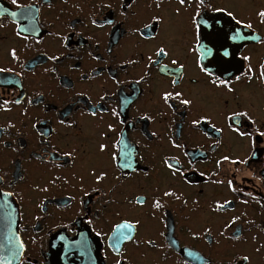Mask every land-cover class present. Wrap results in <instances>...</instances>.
Instances as JSON below:
<instances>
[{"label":"flooded vegetation","instance_id":"obj_1","mask_svg":"<svg viewBox=\"0 0 264 264\" xmlns=\"http://www.w3.org/2000/svg\"><path fill=\"white\" fill-rule=\"evenodd\" d=\"M261 10L264 0H0V188L19 209L18 264H232L244 255L243 264H264V136L255 132H264ZM197 13L205 31L213 15L229 35L239 30L225 59L240 66V81L231 68L217 71L215 49L201 55L193 35L212 45L191 31ZM159 47L167 55L157 56ZM216 76L234 92L211 84ZM164 91L182 97L166 104ZM229 110L255 123L225 119ZM223 155L230 160L218 167ZM165 160L178 161L179 172ZM168 190L175 196L164 197ZM126 223L132 228L117 229ZM79 234L89 243L82 256L51 246Z\"/></svg>","mask_w":264,"mask_h":264},{"label":"snow or ice","instance_id":"obj_2","mask_svg":"<svg viewBox=\"0 0 264 264\" xmlns=\"http://www.w3.org/2000/svg\"><path fill=\"white\" fill-rule=\"evenodd\" d=\"M12 3L15 4L16 0H12ZM178 3L180 5H185L186 0H178ZM191 0H189V6H190ZM204 0H198V5L199 4H203ZM160 5L158 4L157 7H159ZM213 11H217V12H223L224 9L221 8H213ZM177 13L180 12V9L178 8ZM200 15V13H197L195 16L190 15L189 17V25L191 28V31L193 32V34H195L196 32L200 33V37L201 39L207 40L208 44H211L212 47L209 48L207 44L204 45H200V40L196 39L195 35H193V39L196 41V44L199 45V50L201 52L202 56H207V55H211L213 49H215V61L217 62V71L220 73H228L229 68L232 69V73L231 75H235V80L236 81H240L241 77L244 75V72H241V68L237 63H233L227 59H225V57H228L230 55L229 52V48L232 47V45H227V41H236L238 39H242L243 37L240 35L239 30H235L233 32L232 35H229L228 32L224 31L222 28H218L216 27V25L219 23V20H217L215 17H209L208 19L212 20L213 23L210 26V30L209 31H205L204 29L201 28V25L206 23L203 20H199L198 21V16ZM257 15L259 17L262 18V22H264V10H261L257 13ZM227 16L229 17H233V13L231 11L227 12ZM153 20H158V17H153ZM233 19H235V17H233ZM93 24H95V20L92 21ZM109 23H111V21H109ZM237 24H241L243 23L242 21H236ZM247 27H251V25H246ZM231 31V29H230ZM189 51H191V47H189L188 49ZM10 54L12 55L13 58H15L16 56V50L10 49ZM156 55L157 56H162V55H167V52H165V49L163 47H159L156 51ZM51 59L56 60L58 59L57 57L53 56L51 57ZM244 60H248L249 57L244 56L243 57ZM149 60H151V57H149ZM130 63H134V61H129ZM173 64H176L177 61L173 60L172 61ZM196 64L199 65L200 64V57L196 58ZM184 65L181 64L180 65V69H183ZM0 71H3V69H0ZM202 71L205 72L206 75L211 76L213 75V73L208 72L207 69H202ZM246 71L248 73L252 72V68L248 67L246 69ZM239 73V74H236ZM146 76L148 75L147 73L145 74ZM259 79L264 80V71L260 72L259 74ZM141 79H144V77H141ZM175 82V81H174ZM211 84L215 85L216 87H219L220 85H223L228 92L232 93L234 92V89L230 86V79H221L220 76H216V79L211 81ZM182 97V92L180 91H175V92H170V91H164L162 93V99L163 101L167 104L168 101L173 97ZM15 103H20L19 100L14 101ZM180 104L183 106H190L193 101L191 99H187V98H181L180 99ZM227 100L224 101L225 104H227ZM9 104L8 100H3V106H6ZM169 107H171V105H169ZM92 115H95V113H92ZM205 117L200 116L199 119H193L191 121V123L193 125H196L200 122V120H203ZM236 118H247V121H250L251 123H255V121L252 120L251 116L248 115L247 112L245 111H236V110H229L228 114L225 116V119L228 120H233ZM264 126V125H262ZM109 127H111V125H109ZM217 131H220V129H217ZM232 131L237 133L240 137H251L253 135V133L248 132L246 129L244 131H241V129L239 127H234L232 128ZM256 132V136L260 137V136H264V132H260L259 129L255 130ZM100 149L103 150L105 145L104 144H100L99 145ZM230 157L228 155H223L221 156L220 160L216 161L217 166L219 167L221 164V161H229ZM233 164H238V163H244V161H241L239 159L237 160H232L231 161ZM164 163L166 164V166L173 171V175H175L177 172H179V162L176 161L175 163L169 162L168 160H165ZM130 167V165H127ZM234 174V173H233ZM249 176L251 175V173L248 174ZM105 176L104 172H100L99 175H96L95 179L97 181H100L102 179V177ZM214 183L220 184V183H224L225 181H221V180H215L213 181ZM0 183H3V176H0ZM227 183V187L232 190V191H236V189L233 187L234 181L233 179H228L226 181ZM0 193H2L4 196H9L11 195V193L4 191L2 188H0ZM249 196H251V193H248ZM163 196L164 197H170V196H175V193L171 190L168 191H164L163 192ZM177 199H180V197H176ZM138 203H143V199L142 198H138ZM259 203V201H257ZM185 203H187V201H185ZM241 203H248L247 200H242ZM229 204V201L225 200L223 203H220L219 201L215 202L214 208L212 209L213 211H217V210H223L225 208L226 205ZM262 206H264V204H262ZM154 207L155 208H160L161 204L160 202L157 200L154 202ZM240 217L239 216H232L230 220L227 221V223H225L224 227L227 228L230 225L234 224L237 220H239ZM131 229L132 225L130 223H126L123 225H118L117 229ZM205 231H209V229H205ZM262 231H264V229H262ZM99 235V234H98ZM221 235H223V233H221ZM124 239L128 240L131 239L130 236H124ZM253 239H255V237H253ZM145 243L151 244L152 241L148 240ZM20 248H23L24 245L21 243L19 245ZM258 251V249H257ZM10 255L13 256V258H15V250L12 249L10 250ZM249 259V257L247 255L244 256H234L233 257V261L232 264H243L244 261H247ZM116 264H122V261H117Z\"/></svg>","mask_w":264,"mask_h":264},{"label":"water","instance_id":"obj_3","mask_svg":"<svg viewBox=\"0 0 264 264\" xmlns=\"http://www.w3.org/2000/svg\"><path fill=\"white\" fill-rule=\"evenodd\" d=\"M216 19L218 16L213 15ZM19 224V209L17 202L12 195L4 196L0 193V264H18L21 258L22 248L19 245L22 243L18 231ZM63 244L65 246H73L74 252L78 256H82L85 253V248H83L88 243V238L83 234H79L71 239H65L62 237H55L51 241L52 248H57V246ZM15 250V258L10 255V250ZM89 255L86 259L91 257V251L88 252ZM187 259L193 261L192 258L187 257Z\"/></svg>","mask_w":264,"mask_h":264}]
</instances>
